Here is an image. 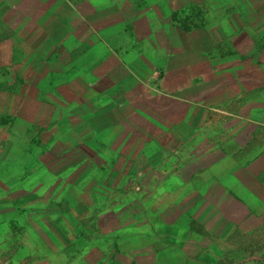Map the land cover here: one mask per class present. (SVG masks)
<instances>
[{
  "label": "rangeland",
  "instance_id": "rangeland-1",
  "mask_svg": "<svg viewBox=\"0 0 264 264\" xmlns=\"http://www.w3.org/2000/svg\"><path fill=\"white\" fill-rule=\"evenodd\" d=\"M35 1L0 0V28L9 20L23 28L7 34L15 58L14 65L0 69V90L16 92L24 84L19 74L26 73L33 78L21 90L36 94L28 115L19 119H38L20 122L32 128L23 159L10 167L41 171L23 184L27 196L36 188H56V197L70 184L77 192L83 185L99 186L106 188L107 194L101 193L107 197L106 212H130L137 201L146 221L153 201L167 202L156 188L166 176L172 188L178 187L182 170L194 176L197 167L213 160L220 174L234 170L237 185L241 172L250 171V161L264 153V0H109L120 14L106 21L105 45L84 33V26L94 22L90 18L75 20V38H68L57 18L26 17ZM57 1L42 0L44 13H51ZM83 6L85 14L90 8ZM26 19L32 22L28 26ZM62 43L65 50L55 48ZM0 58L3 63L8 58L3 49ZM19 180L24 181L15 174L5 184ZM192 181L208 180L194 176ZM53 196H42V202ZM179 196L172 194L174 200ZM98 198L91 193L88 209L79 210L90 216L70 225L64 201L47 204L42 215L57 213L58 227L49 221L29 224L40 215L38 205L29 203L33 196L20 207L12 205L0 218L11 221L10 227L0 225V264H105L112 250L129 243H115L112 234L101 233ZM249 202L261 204L253 196ZM50 228L63 230L65 248L47 235ZM5 230L10 242L2 241ZM248 237L235 234L228 247L218 243L220 257L213 263L264 264V229Z\"/></svg>",
  "mask_w": 264,
  "mask_h": 264
},
{
  "label": "crops",
  "instance_id": "crops-1",
  "mask_svg": "<svg viewBox=\"0 0 264 264\" xmlns=\"http://www.w3.org/2000/svg\"><path fill=\"white\" fill-rule=\"evenodd\" d=\"M61 1H57L58 4L56 2L51 13L50 11L44 13L42 0H36L33 7L28 6L30 12L26 13V17L39 19V21L44 17H55L62 24L61 26L65 28L68 38H75L76 29L73 25L75 20L80 22L82 17L90 18L94 22L90 21L84 26V33L88 34L90 38L98 37L96 39L98 45H101V42L105 45V38L102 37L107 32L105 29L106 21L108 24L112 17L120 14L118 10L112 8V2L110 1L109 4V0ZM22 4L23 2L17 4L16 9L22 10ZM87 4L90 9L84 14L83 5ZM90 4H92V7ZM64 6L67 8L61 10ZM64 13L65 16L63 15ZM19 14L18 17L22 16L24 12ZM12 22L10 20L3 21V26L0 28V50L3 49L4 55L8 57L5 63L0 58V69L14 65L15 48H13L11 41L12 37L7 34H19L17 30H23L21 26V28L16 29L17 23ZM26 22L27 26L32 23L31 19L30 21L26 19ZM96 23L98 25L102 23L103 27H97ZM42 27L43 25L38 23V28L41 29ZM53 32L56 34V31ZM115 32L118 33L119 30H115ZM101 35L103 36L101 37ZM78 44L81 45V42ZM63 45L64 43L61 46ZM55 48L65 50L66 46ZM87 48H92L90 43H87ZM73 49H76L75 44L72 47V52ZM33 64L32 62L23 63L18 61V65L21 66H31ZM27 76L26 73L23 75L19 74L18 80L21 83L24 82V84L20 85V89L16 92L6 91V89L0 90V98H7L8 100L7 103L0 102V218L5 214V210L7 212L10 211L12 205L20 207L21 204L28 202L29 196H33V202L29 201V203L38 205L40 215L29 219V224L43 226L45 221H49L50 226L58 227L62 224L61 220L56 219L58 214L55 213L53 216L43 217L42 211L47 209V204L51 202L54 205H58L61 201H64L67 207V220L69 215L71 218V221H66V224L70 225L76 219L90 216L88 214L81 215L79 210L86 211L88 209L89 201L86 198L91 193H94L99 197L97 200L100 199L102 202V205L99 203V207L103 208V216L99 215L100 218L97 222L101 233L112 234L110 238L115 243L121 241L129 243L125 248L120 246L119 251L112 250L105 264H214L213 260L220 257L217 248L218 243H227L228 247L229 243L234 242L235 234H246L248 237L252 235V232L264 229V153H260L255 159L253 158L250 161L247 167L250 171L244 169L241 172L242 180L237 179V185L234 181V170L232 169L231 172L226 174H220L218 169L215 168L217 161L213 160L203 168L197 167L194 172L195 177L205 176L208 180L207 183L195 185L192 181L194 179L193 174H188V171L184 169L181 172L179 186L172 188V183L168 179L170 177L166 176V179H163L161 185L156 188L161 190L164 195H167V202L153 201L152 205L146 208L149 214L146 221L141 218L137 201L131 207L130 212L119 210L118 212H106L107 197L106 195L101 196V193L107 194L105 192L106 188L99 186L83 185L81 186L82 192H77V187L75 188L74 185L70 184L71 187H67L63 193L56 197L53 196L56 188L45 189L44 191L36 188L33 194L27 196L28 188L24 187L23 184L29 180L28 178H35L41 172L34 171L29 173L27 171L13 170L15 161L23 159L24 148L27 145L25 137H27V132L32 128V124L21 125L20 122H25L26 120L27 122H33V120L38 119V117H34L30 121H28L29 117L27 119H19L22 114L28 115L30 108L34 104L33 97L34 99L36 98V94L33 92L25 88L24 91L21 90L25 82L32 81L33 77ZM27 107H29V112ZM5 118L9 121H3ZM13 158L14 160L12 161ZM15 174L23 178L24 181H16L15 185L5 184V180ZM253 186L256 188H252ZM149 188V192L154 193L155 187L150 186ZM172 194H180V196L174 200ZM181 194L183 195L182 197ZM220 194H224L225 197L220 198ZM44 195H51L55 199L50 198L48 202H42V196ZM92 196L95 198L94 195ZM252 196L261 203L259 207L249 202ZM146 200L144 199L143 202ZM143 202L142 204L145 206ZM132 205L133 203L130 204V206ZM0 225L10 227L11 221L2 220ZM103 226L108 231H105L102 228ZM5 232H3L2 241L6 239L7 242H10L11 233ZM46 232L58 247L65 248L67 246L64 242L67 238L64 239L62 237L64 234L63 230L55 231L50 228L49 232L48 230ZM85 238L84 240H89L87 237Z\"/></svg>",
  "mask_w": 264,
  "mask_h": 264
}]
</instances>
